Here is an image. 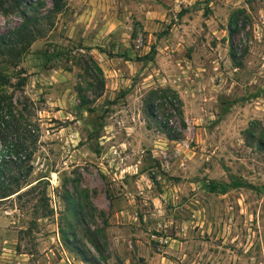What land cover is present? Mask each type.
<instances>
[{"label": "rangeland", "instance_id": "obj_1", "mask_svg": "<svg viewBox=\"0 0 264 264\" xmlns=\"http://www.w3.org/2000/svg\"><path fill=\"white\" fill-rule=\"evenodd\" d=\"M24 16L0 264H264V0H0V36ZM158 87L182 100L177 140L167 104L146 112Z\"/></svg>", "mask_w": 264, "mask_h": 264}, {"label": "trees", "instance_id": "obj_2", "mask_svg": "<svg viewBox=\"0 0 264 264\" xmlns=\"http://www.w3.org/2000/svg\"><path fill=\"white\" fill-rule=\"evenodd\" d=\"M54 6L59 7V0H52ZM24 20L22 21L21 24H19L17 27H15L12 30H9L8 32L2 34L0 36V141L1 143L6 146V140L3 136V125L7 121L4 120V115L2 112L6 109H8L9 114L12 113V108H11V102H10V97H8L3 90V87L7 84L9 81L8 76L6 72L4 71L5 68L8 65H17V62L19 59L22 57L23 54H25L30 46V43L32 40L35 39V27L33 26V20L29 16H24ZM34 27V30H33ZM42 57L44 58V64L45 66L52 67L56 65V61L62 57V50L59 49H53L51 51L49 50H44L42 52ZM94 79H96L99 84V89L103 88V76H102V70L101 68L95 64V71L93 73ZM17 87H21L22 84L17 82L16 84ZM78 93L81 99L82 104H87V101L85 100V97L81 95V90L78 89ZM145 96V109L146 112L152 116L156 117V107L157 105L159 106H164V104H167L170 109H172L175 113V117L180 119V127L179 131L176 129L175 125H168L166 123H161L162 129H164V132L168 135V138L171 140H177L180 137H182V130L186 128V123L184 119L182 118V100L178 97L177 93L175 90L170 89V88H154L150 89L146 92ZM100 94V92H97V96ZM160 102V104H158ZM87 110L91 111V109L87 106ZM12 116H14L12 114ZM26 132V131H25ZM172 132V134H171ZM26 138L21 141V139L15 141L12 146L16 153H19L24 149L26 151V156L24 157L26 160H30V157L32 155V150H27L28 147L25 146ZM24 142V144H23ZM1 156V155H0ZM17 158H11L9 161L14 162ZM10 163H8V160L3 158L2 156L0 157V172L4 171V168ZM233 185L235 187L237 186H242V182L236 181L233 182ZM229 187L228 184H221L217 185L214 184L213 182L209 183V189L212 191L220 190V191H226L227 188ZM3 188V187H2ZM19 191V189L14 190L12 192H3L4 196L11 195L15 192Z\"/></svg>", "mask_w": 264, "mask_h": 264}]
</instances>
